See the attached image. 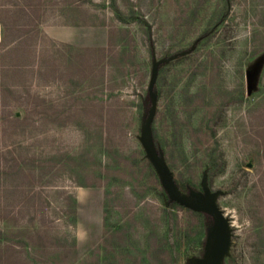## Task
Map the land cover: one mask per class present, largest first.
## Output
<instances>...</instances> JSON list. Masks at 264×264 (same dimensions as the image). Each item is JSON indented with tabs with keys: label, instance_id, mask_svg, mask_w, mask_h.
I'll return each mask as SVG.
<instances>
[{
	"label": "rangeland",
	"instance_id": "rangeland-1",
	"mask_svg": "<svg viewBox=\"0 0 264 264\" xmlns=\"http://www.w3.org/2000/svg\"><path fill=\"white\" fill-rule=\"evenodd\" d=\"M65 23L108 42L55 38ZM175 52L155 86L158 142L180 181L220 190L224 264H264V0H0V264L205 254L204 217L167 207L140 140L154 59Z\"/></svg>",
	"mask_w": 264,
	"mask_h": 264
},
{
	"label": "water",
	"instance_id": "water-1",
	"mask_svg": "<svg viewBox=\"0 0 264 264\" xmlns=\"http://www.w3.org/2000/svg\"><path fill=\"white\" fill-rule=\"evenodd\" d=\"M178 54L179 52H175L168 56L154 59L148 85V91L152 102L149 112L143 121L140 140L148 158L160 175L170 200H176L180 204L194 210L208 212L214 217L213 225L209 229L210 235L206 243L205 254L196 256L195 264H224L225 258L230 254L233 229L229 217L217 201L220 190H213L205 177L202 181V192H198L194 189L191 190L190 193L182 192L177 184L173 170L169 166L164 154L158 151L153 139L152 124L158 107V93L155 86L160 65L170 61ZM254 77L255 72L249 69L247 71L249 90H251L253 86ZM167 204H169V201H167Z\"/></svg>",
	"mask_w": 264,
	"mask_h": 264
},
{
	"label": "trees",
	"instance_id": "trees-1",
	"mask_svg": "<svg viewBox=\"0 0 264 264\" xmlns=\"http://www.w3.org/2000/svg\"><path fill=\"white\" fill-rule=\"evenodd\" d=\"M226 14H224V16H225ZM204 35V34H203ZM202 35V36H203ZM162 64H164V63H162ZM151 96H150V94H149V91H148V89H147V91H146V93L142 96V102H141V115H142V121H144L145 120V118H146V116H147V114H148V112H149V108H150V105H151ZM155 118H156V116H155ZM155 118H154V121H153V124H152V131H153V139H154V143H155V146L157 147V149H158V151L160 152V153H163L164 154V156H165V153H164V151H163V148L160 146V144H159V142H158V136H157V132H156V129H155ZM165 158H166V156H165ZM147 159H148V162H149V165H150V167L152 168V170L159 176V179H160V181H161V183H162V186H163V191H164V194L166 195V201H165V203H166V205H167V207H169L170 209H174V208H184V209H187V210H189V211H191V212H193V213H195V214H197V215H201V216H203L204 217V222L202 221L201 222V225H200V227H199V229L198 230H196L197 232H198V235L199 234H202L203 232H205L206 231V233L207 232H209V225H210V227L213 225V222H214V217H213V215L212 214H210V213H208V212H205V211H200V210H194V209H192V208H190V207H187V206H185V205H182V204H180L179 202H177L176 200H170V197H169V195H168V193H167V191H166V189H165V187H164V185H163V182H162V180H161V177H160V175L158 174V172L156 171V169H155V167H154V165H153V163L151 162V160L147 157ZM166 160H167V158H166ZM167 162H168V160H167ZM168 164H169V162H168ZM169 166H170V164H169ZM171 167V166H170ZM172 169V168H171ZM175 178H176V181H177V184H178V186H179V188H180V190L182 191V192H184V193H190V191L191 190H193V187L189 184V183H187V182H184V181H180L176 176H175ZM167 201H169V204H167ZM188 246L190 247V248H192L193 249V247H194V245H193V239H190L189 238V240H188ZM203 246H204V248H205V246H206V240H200L199 241ZM187 251H188V248L186 249V250H184V253H187ZM227 260V258H225V261Z\"/></svg>",
	"mask_w": 264,
	"mask_h": 264
},
{
	"label": "crops",
	"instance_id": "crops-1",
	"mask_svg": "<svg viewBox=\"0 0 264 264\" xmlns=\"http://www.w3.org/2000/svg\"><path fill=\"white\" fill-rule=\"evenodd\" d=\"M50 33L59 40L76 45H106L108 42L105 27L65 23L55 26Z\"/></svg>",
	"mask_w": 264,
	"mask_h": 264
}]
</instances>
